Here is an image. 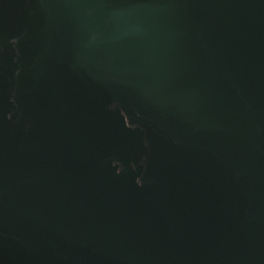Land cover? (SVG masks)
<instances>
[{
    "label": "water",
    "instance_id": "water-1",
    "mask_svg": "<svg viewBox=\"0 0 264 264\" xmlns=\"http://www.w3.org/2000/svg\"><path fill=\"white\" fill-rule=\"evenodd\" d=\"M0 264H264V0H0Z\"/></svg>",
    "mask_w": 264,
    "mask_h": 264
}]
</instances>
